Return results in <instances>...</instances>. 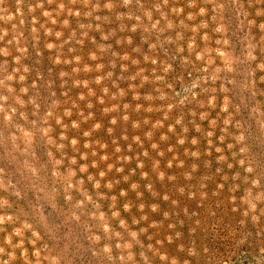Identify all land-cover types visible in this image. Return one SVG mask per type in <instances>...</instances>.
<instances>
[{
  "label": "rangeland",
  "instance_id": "374dc122",
  "mask_svg": "<svg viewBox=\"0 0 264 264\" xmlns=\"http://www.w3.org/2000/svg\"><path fill=\"white\" fill-rule=\"evenodd\" d=\"M0 264H264V0H0Z\"/></svg>",
  "mask_w": 264,
  "mask_h": 264
}]
</instances>
